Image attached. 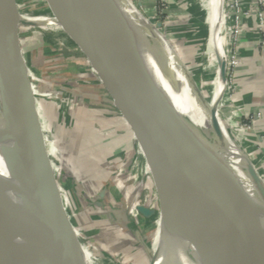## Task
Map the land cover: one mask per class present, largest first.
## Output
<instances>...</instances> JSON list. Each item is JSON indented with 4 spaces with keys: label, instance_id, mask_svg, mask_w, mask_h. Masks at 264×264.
Instances as JSON below:
<instances>
[{
    "label": "water",
    "instance_id": "95a60500",
    "mask_svg": "<svg viewBox=\"0 0 264 264\" xmlns=\"http://www.w3.org/2000/svg\"><path fill=\"white\" fill-rule=\"evenodd\" d=\"M49 1L66 24L61 28L96 72L149 160L160 217L169 222L177 204L201 228L199 246L206 264H247L243 232L221 175L200 135L135 46L136 35L127 34L108 0H47L50 6ZM15 13V0H0V204H9L11 264H82L78 234L48 153L28 65L20 54ZM262 194L264 199V187ZM137 211L145 218L155 214L146 205Z\"/></svg>",
    "mask_w": 264,
    "mask_h": 264
},
{
    "label": "rangeland",
    "instance_id": "374dc122",
    "mask_svg": "<svg viewBox=\"0 0 264 264\" xmlns=\"http://www.w3.org/2000/svg\"><path fill=\"white\" fill-rule=\"evenodd\" d=\"M129 1L158 31L168 36L192 73L196 87L210 99L216 89L219 67L215 59H210L213 55L207 50V45L201 51L200 44L192 45L183 37L184 34L180 37L169 30L168 24L172 20L169 0H158L153 15L148 14V7L156 0ZM15 2L19 14L17 40L20 54L27 62L28 75L37 93V109L48 141V152L54 156L55 174L61 171L60 189L68 215L75 223L77 244L80 246V239L95 250L97 258L112 264H151L161 208L145 153L141 157L142 167L139 166L140 161L134 159L132 148L127 149L123 157L119 153L116 141L119 142L121 134L119 127L111 124L114 120L110 116L115 113L112 99L104 91L100 80L97 79L94 86L88 84L92 80L88 79L92 68L86 58L80 61L85 60L86 67L82 64L83 67L79 68L72 62L84 56L60 26L50 23L56 18L47 0ZM229 2L227 0V14ZM210 3L211 0H208L207 12ZM124 9L129 11L126 5ZM227 14L222 31L228 32V40L231 33ZM159 24L162 26L159 27ZM209 36L210 28L206 44ZM229 45L227 87L221 100L226 109L220 115L225 118L233 111L241 112V116L232 121L237 136L235 139L252 162L257 163L264 152V127H260L264 123V115L261 119L257 118L260 112H247L236 99L234 84L238 65H234L235 52ZM208 51L210 57L206 55ZM67 68H71L69 72ZM92 74L98 77L93 70ZM262 161L257 170L264 179V158ZM66 178L70 179L71 194L65 189ZM138 186L140 191L137 195L133 192ZM141 201H145L147 207L154 205L155 214L145 218L136 211L129 217L128 206ZM70 205H73V210H70ZM192 222L187 224L190 244L197 242L194 230L198 225Z\"/></svg>",
    "mask_w": 264,
    "mask_h": 264
},
{
    "label": "bare ground",
    "instance_id": "6f19581e",
    "mask_svg": "<svg viewBox=\"0 0 264 264\" xmlns=\"http://www.w3.org/2000/svg\"><path fill=\"white\" fill-rule=\"evenodd\" d=\"M108 1L121 18V24L125 27L127 34L130 37L136 35L138 42H133L148 62L160 85L169 92L181 114L197 131L207 147L236 211L246 244L247 264H264V199L262 194L264 179L257 170L258 177H254L249 172V161L254 167L250 156H244L242 152L244 148L223 124L218 112V106L226 109L221 100L227 87L226 73L230 49V37L228 35V40L226 37L228 32L222 31L227 14V0H211L208 9L210 36L207 50L213 56H209V51L206 55L210 59H215L219 67L216 89L210 99H207L204 93L196 87L192 73L182 62L178 50L171 44L168 36L158 31L143 17L134 3L122 0L128 4L126 5L129 8L127 12L124 9L125 5L118 0ZM50 6L54 8L51 2ZM54 11L59 19L50 23L57 26L66 25L55 8ZM17 18L18 14L15 13L14 20ZM64 34L69 38L67 33L64 32ZM213 120L216 122L217 130L213 126ZM143 154L142 150V157ZM147 161L149 163L148 159ZM0 164H2L1 157ZM148 172L151 173V166L148 167ZM233 178L237 183L233 182ZM142 201L129 206V217L136 213L139 206L146 204ZM164 219L161 217L157 224L158 238H154L152 264H206L199 246L201 237L199 225L197 224L194 230L197 234V242L190 244L187 240V224L192 222V219L184 215L177 204L174 203L172 206L169 222ZM137 221L134 222L135 227ZM79 244L82 264H112L97 258L95 250L80 239ZM11 263V219L9 204L6 201L0 204V264Z\"/></svg>",
    "mask_w": 264,
    "mask_h": 264
},
{
    "label": "crops",
    "instance_id": "0c3cea01",
    "mask_svg": "<svg viewBox=\"0 0 264 264\" xmlns=\"http://www.w3.org/2000/svg\"><path fill=\"white\" fill-rule=\"evenodd\" d=\"M124 5L125 4L122 0H118ZM150 1V0H149ZM156 0L155 2L152 1V5L149 4L148 14L153 15L156 10ZM172 6L170 11V16L172 20H170L169 30L174 32L177 36L186 37L188 42H191L192 45L200 44V50L204 51L206 47V40L209 34V26H208V12H207V3L208 0H203L206 8L199 4L198 0H169ZM242 8L245 12H249L250 15L243 16L242 18V26L243 31L240 35L239 42L237 44L236 50L237 54L236 57L239 60V66L235 71V87L237 90L236 99L239 100L242 104V107L246 109L247 112L250 113H257L260 112L264 115V47H262V43L264 41V28H261L259 16H258V3L257 0H241ZM234 14L231 13L229 16V24H233V16ZM73 43V41L71 40ZM75 44V43H74ZM82 53V52H81ZM84 56V54L82 53ZM180 56V55H179ZM33 57V55H32ZM79 57V56H78ZM80 58V60H79ZM76 58V62L72 61L77 65V67L82 68V64L84 61L80 62L81 60L85 59L79 57ZM181 58V57H180ZM72 59V58H71ZM182 59V58H181ZM34 60V59H33ZM88 61V60H87ZM81 64V65H80ZM71 68H67V72L70 71ZM89 69V68H88ZM92 70V69H91ZM90 75L88 79H92L88 82V84H92L93 86L97 84V79L93 74ZM89 71V70H88ZM206 73V71L203 70ZM207 75V74H205ZM75 79V76L72 77ZM101 83V82H100ZM99 83V84H100ZM102 85V84H101ZM225 94L222 95V99L224 98ZM108 97L111 95L108 93ZM115 109V113L110 116L114 122V124L119 127V133L121 134L119 140V153H122V157L124 152L132 148L135 152L136 150V139L134 133L132 131L131 126L129 123L122 117L119 110ZM224 110L221 106H218L219 115L221 111ZM241 112L233 111L232 114L226 116L225 118L220 115L223 124L226 126L227 129L230 130L232 136L236 138V133L233 130L234 125L232 121L236 118H239ZM120 119V120H119ZM261 128L264 127V123L261 124ZM142 149H139V156H141ZM261 157L264 158V152ZM142 157V156H141ZM65 189L69 194H71L72 186L70 184V179L66 178L64 181ZM139 186L134 191V194H137L139 190ZM66 195V194H65ZM138 202L132 203L137 204ZM130 204V205H132ZM129 205V206H130ZM68 206V205H67ZM128 206V208H129ZM73 210V205H70V210ZM80 209V208H79ZM77 218V217H76ZM78 219V218H77Z\"/></svg>",
    "mask_w": 264,
    "mask_h": 264
},
{
    "label": "built area",
    "instance_id": "2783aa9c",
    "mask_svg": "<svg viewBox=\"0 0 264 264\" xmlns=\"http://www.w3.org/2000/svg\"><path fill=\"white\" fill-rule=\"evenodd\" d=\"M199 1H198L199 4H201L202 6H204V8H206L203 0H199ZM257 3H258V6H259V9H258L259 21H260L261 28L263 29L264 28V0H257ZM231 13L234 14L233 15L234 16L233 17V21L234 22H233V24H229V31L231 33L230 36H229L230 39H231L230 44L232 45V48L234 49V52H235V56L233 57L234 65H238L239 66L240 63H239L238 58L236 57V54H237L236 47H237V44L239 42L240 35H241L242 31H243L242 18H243V16L250 15V13L249 12H245L243 10L242 4H241V0H230V2H229V14H227L228 17L230 16ZM262 44H263L262 47H264V41H263ZM103 89L108 94V92L106 91L104 86H103ZM36 95H37V93H36ZM111 105L114 107V105L112 104V100H111ZM262 115H263L262 113H259L256 116H257V118L261 119ZM45 140H46V144H47V147H48L49 145H48V141H47L46 136H45ZM139 149H141V148H140L138 142L136 141V150H135V158L134 159L135 160H139L140 161V163H139L140 165L139 166L142 167L141 156H139ZM49 156H50V158H51V160L53 162L54 170H56L55 161H54V158H53L54 156H52L50 153H49ZM60 173H61L60 170H59L58 173L56 172V177L58 179L59 185L61 184L60 180H59V174ZM141 173H142V168H141ZM151 206L152 205L149 204L150 208H151Z\"/></svg>",
    "mask_w": 264,
    "mask_h": 264
},
{
    "label": "trees",
    "instance_id": "16d2710c",
    "mask_svg": "<svg viewBox=\"0 0 264 264\" xmlns=\"http://www.w3.org/2000/svg\"><path fill=\"white\" fill-rule=\"evenodd\" d=\"M100 120H102V119H100ZM104 123H105V121H104ZM86 133V132H85ZM120 140V139H119ZM117 143H116V145L118 146V144H119V142L118 141H116ZM115 143V142H114ZM263 157H260L259 158V160H258V162L257 163H254V162H252L253 164H254V167H255V169L257 170V166L260 164V163H262L263 161ZM257 172H258V170H257ZM259 173V172H258ZM261 176V175H260ZM262 177V176H261ZM73 223V222H72ZM73 224H75V223H73Z\"/></svg>",
    "mask_w": 264,
    "mask_h": 264
}]
</instances>
